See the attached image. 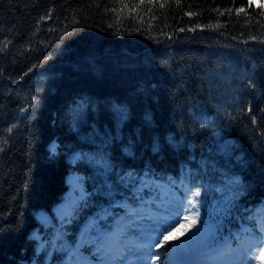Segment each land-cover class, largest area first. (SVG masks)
Instances as JSON below:
<instances>
[{
  "label": "trees",
  "instance_id": "obj_1",
  "mask_svg": "<svg viewBox=\"0 0 264 264\" xmlns=\"http://www.w3.org/2000/svg\"><path fill=\"white\" fill-rule=\"evenodd\" d=\"M75 172L62 243L163 185L198 202L207 247L257 226L264 0H0V264H44Z\"/></svg>",
  "mask_w": 264,
  "mask_h": 264
},
{
  "label": "rangeland",
  "instance_id": "obj_2",
  "mask_svg": "<svg viewBox=\"0 0 264 264\" xmlns=\"http://www.w3.org/2000/svg\"><path fill=\"white\" fill-rule=\"evenodd\" d=\"M79 159V153L71 158L73 164ZM67 182L69 193L64 203L54 211L62 229L52 236L50 245H47V240H42L38 249L39 252H45L44 264L51 263L55 248L61 250V259L57 264H264V255L261 262L251 259V246L255 243L253 235L236 246L225 240L216 250L207 251L201 244L197 260L185 263L188 247L193 242H198L196 229L200 215L194 203L184 208L175 218H169L170 215L164 209L142 205L143 201L140 202L138 210L136 205L127 203L109 231L104 232L99 228L96 225L99 218L94 216L87 220L74 246L62 243L57 245L59 234L66 233L64 224L73 218L75 207L87 196L81 174L72 173ZM168 191V188H163L162 198L156 199V204H162L166 209L170 208V204L169 201L165 203L163 197H167ZM171 198L177 200L178 195L174 194ZM150 201L154 200L150 198ZM102 212L101 217L106 218L109 215L106 209ZM39 221L44 226L49 227L51 224L48 216L44 214H40ZM149 222H153V225L150 226ZM258 223L261 224V220ZM213 230L212 227L208 228L206 238L213 234ZM41 235L39 231H35L32 237L39 239ZM84 248H90V253L83 252Z\"/></svg>",
  "mask_w": 264,
  "mask_h": 264
},
{
  "label": "snow or ice",
  "instance_id": "obj_3",
  "mask_svg": "<svg viewBox=\"0 0 264 264\" xmlns=\"http://www.w3.org/2000/svg\"><path fill=\"white\" fill-rule=\"evenodd\" d=\"M199 192H195L194 195L196 196H199ZM177 223H179V221H177ZM175 226V225H173ZM165 243H168L166 240H165ZM251 252L255 253L254 255H251V259L252 260H258L259 257H260V254L264 253V238H261V240H259L258 242L254 243L252 246H251ZM157 258H159L157 256Z\"/></svg>",
  "mask_w": 264,
  "mask_h": 264
},
{
  "label": "water",
  "instance_id": "obj_4",
  "mask_svg": "<svg viewBox=\"0 0 264 264\" xmlns=\"http://www.w3.org/2000/svg\"><path fill=\"white\" fill-rule=\"evenodd\" d=\"M197 254V246L193 245L190 250H189V255L187 256V258L185 259L186 261L190 262L194 259V257Z\"/></svg>",
  "mask_w": 264,
  "mask_h": 264
},
{
  "label": "bare ground",
  "instance_id": "obj_5",
  "mask_svg": "<svg viewBox=\"0 0 264 264\" xmlns=\"http://www.w3.org/2000/svg\"><path fill=\"white\" fill-rule=\"evenodd\" d=\"M49 149H51V148H49Z\"/></svg>",
  "mask_w": 264,
  "mask_h": 264
}]
</instances>
